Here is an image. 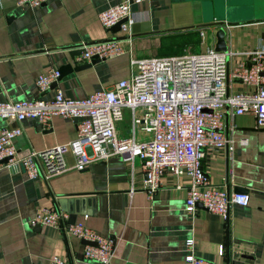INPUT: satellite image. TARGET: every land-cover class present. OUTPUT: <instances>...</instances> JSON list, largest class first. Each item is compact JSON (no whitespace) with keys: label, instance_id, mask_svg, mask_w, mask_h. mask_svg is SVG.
<instances>
[{"label":"crops","instance_id":"obj_1","mask_svg":"<svg viewBox=\"0 0 264 264\" xmlns=\"http://www.w3.org/2000/svg\"><path fill=\"white\" fill-rule=\"evenodd\" d=\"M123 1L49 0L30 9L18 7L15 0H0V103L47 100L52 92H38L39 75L74 62L90 63L77 62L82 43L123 37L98 22L100 12ZM228 4L248 8L242 21L226 29L228 51L264 46V0H148L130 7L134 28L125 54L68 73L54 89L80 100L129 78L131 60L214 50L218 28L206 25L217 22ZM244 59L235 55L230 62ZM239 88V83L232 85L233 91ZM77 123L56 117L42 130L26 119L18 124L22 133L15 140L17 151L25 155L67 144L76 137ZM6 125L0 119V129ZM130 125V112L125 111L117 135L126 136ZM224 135L231 149H208L202 169L212 185L249 195L246 207L230 206L226 220L205 210L194 218L185 213L186 177L165 173L159 192L150 199L141 190V164L136 162L131 174L120 156L77 170L67 152L68 169L48 179L29 180L21 166L0 168V264H48L53 257L67 264H90L83 258V241L65 230L31 224L42 209L64 213L68 225L84 222L110 239L111 264H184L188 238L194 239L200 257L217 264H264V127H256L250 114L227 111ZM222 246L224 255L219 256Z\"/></svg>","mask_w":264,"mask_h":264},{"label":"built area","instance_id":"obj_2","mask_svg":"<svg viewBox=\"0 0 264 264\" xmlns=\"http://www.w3.org/2000/svg\"><path fill=\"white\" fill-rule=\"evenodd\" d=\"M47 1L15 0L18 7L30 9L39 8ZM146 1L124 0L100 12L99 24L106 30L119 25L118 32L123 37L82 43L77 62L108 60L125 54L131 45L134 24L130 7ZM235 55H243L245 59L231 64ZM131 65L134 71L129 78L84 99H67L60 90L51 89L59 78L58 69L51 68L35 82L39 93L52 92L47 100L0 103V119L7 122L0 129V168L21 166L29 180L48 179L68 169L64 160L67 152L74 156L77 170L120 156L131 174L135 163L141 164L144 176L141 190L150 199L159 192L165 173L186 177L184 211L191 218L199 210H205L226 220L230 206L246 207L249 195L229 193L222 185H212L202 169V160L208 149H231L224 135L227 111L233 116L250 114L256 127H264V46L258 45L249 52L205 49L197 54L134 59ZM236 83L240 88L233 91L232 85ZM125 111L130 112L131 125L128 134L119 137L116 128ZM56 117L78 120L74 140L20 155L15 146L22 133L18 124L30 119L46 130ZM66 219L64 213L42 209L31 224L65 230L74 238L93 243L84 245V260L90 264H111L112 241L84 222L68 225ZM184 252V264H217L196 253L193 238L185 241ZM223 255L222 246L219 256ZM48 264L67 263L53 257Z\"/></svg>","mask_w":264,"mask_h":264},{"label":"water","instance_id":"obj_3","mask_svg":"<svg viewBox=\"0 0 264 264\" xmlns=\"http://www.w3.org/2000/svg\"><path fill=\"white\" fill-rule=\"evenodd\" d=\"M247 9L248 8H245V7H238V6H234V5L228 4L227 8L225 9V11L224 10L221 11L223 13L222 16L221 17H217V19H218L217 22L206 25L208 27L218 28L217 31L215 32L216 42H215L214 51H216V52H227L228 51V47H227V44H226V33H227L226 29H227V27L232 26L234 23H237L238 21H242V20H240L241 17H242L241 15L243 13L247 12L248 11ZM133 28H134V25L132 26V29H131L132 33H133ZM139 28H143V26L140 25ZM111 30L113 32H117L119 30V25H116ZM148 32H149L148 29H145V30L141 29L140 30V33H148ZM80 53H81V51L79 50L77 55H80ZM74 56L75 55H73V57H72L73 60H74ZM97 61H99V60L93 59L88 64L77 65L74 62V66H71L70 64H68L66 66H62L60 69H58V71H59L58 81L61 78H63L64 76H66L68 73H71L73 71L76 72V71H80V70H83L85 68H88L90 65H93ZM57 82L52 84L51 89L56 87ZM4 162H6V160ZM84 244L85 245L86 244L95 245L93 243H88V242H84Z\"/></svg>","mask_w":264,"mask_h":264}]
</instances>
